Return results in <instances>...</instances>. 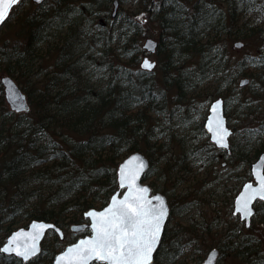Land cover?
Masks as SVG:
<instances>
[{
    "label": "trees",
    "instance_id": "trees-1",
    "mask_svg": "<svg viewBox=\"0 0 264 264\" xmlns=\"http://www.w3.org/2000/svg\"><path fill=\"white\" fill-rule=\"evenodd\" d=\"M114 1L22 0L0 29V74L18 84L24 77L30 104L26 113L11 111L0 84V245L32 220L51 222L65 235L61 242L49 232L28 263L0 254V264H51L77 237L70 225L108 202L117 165L130 153L147 157L143 181L152 178V190L166 196L169 224L180 206L166 191L193 162L212 166L226 156L234 170L245 171L237 177L243 183L264 152V45L236 61L228 52L229 43L264 33V0H116L112 19ZM151 26L157 66L148 73L138 62ZM241 78L249 80L242 88ZM217 97L225 112L237 106L230 155L206 140L174 152L184 141L176 140V128L198 117L196 105ZM197 129L206 137L202 123ZM168 224L153 264H199L213 248L217 264H264V201L249 228L230 215L172 230Z\"/></svg>",
    "mask_w": 264,
    "mask_h": 264
},
{
    "label": "water",
    "instance_id": "water-1",
    "mask_svg": "<svg viewBox=\"0 0 264 264\" xmlns=\"http://www.w3.org/2000/svg\"><path fill=\"white\" fill-rule=\"evenodd\" d=\"M22 0H17L15 4H8L7 0L4 3L0 4V8L5 10V17L2 21H0V28L4 25V23L8 20L12 9L17 6ZM34 5H40L46 0H31ZM118 6V2L115 0L113 2V11L111 13V17H115L116 9ZM242 42H235L234 46L236 48L241 47ZM157 43L151 38H146L142 44V49L145 50L146 53L154 54L156 51ZM148 61L150 65H152L151 69L145 68L144 62ZM155 65V62L150 61L146 56L142 58L140 63V68L143 70L151 71ZM248 82L247 79H243L240 81L239 85L244 86ZM0 84L3 91V97L5 103L9 106L11 111L15 112H28L29 104L26 100L25 93L20 89V87L16 84V82L8 75H2L0 77ZM219 105V107H216ZM215 109V111L213 110ZM220 124L223 127V130L227 133L224 138V143L227 147H222L219 143H217V138L214 135V131L217 128V125ZM204 131L209 135V141L212 143L215 148L224 150L227 155L230 154L229 148V137L231 135V130L227 126L226 117L224 115L223 101L221 98H216L208 106L207 115L203 122ZM121 169H125L126 171L134 172L137 176L133 188L128 187V183L126 182L123 186L121 185ZM149 169V161L148 159L140 152H133L123 158L117 165L116 168V182L117 188L116 191L109 197L108 202L99 209H88L84 211L82 217L86 221L85 223L71 225L70 231L73 233H81L87 230V234L79 236L75 241L67 244L62 250L55 254L51 264H70L71 256L69 254V249H75L77 246L81 244L82 241L92 240L95 238V231L93 229V224L96 222L94 218L89 215V213H95L97 217L101 213L106 212L109 208L112 207L113 198L117 201H124L126 197L131 194H137V190L143 189L146 190L143 192V196L149 202L150 207L159 208L161 202H163V207L165 210V217L162 222V227L160 231L159 240L155 245V249L152 252L150 264L154 261V256L159 249L163 232L169 217V207L167 204V200L165 195L159 192H152V189L148 184L142 182V179L145 173ZM249 173L251 179L243 183L240 187V190L236 194L232 202V216H238L239 221L243 222L245 228H248L251 223V219L254 215V204L257 202H263L264 200L260 199V196H255L254 199L249 200L248 207L251 209L253 215L250 217L243 216V205L244 201L249 197L253 196V193L261 190V180L264 179V152L259 154V156L250 164ZM250 186V187H249ZM237 209H241L238 211ZM52 231L60 241L64 239V234L62 230L57 227L55 224L43 220H32L27 223L24 227H19L9 233L3 243L0 245V253L4 256H11L16 259H19L22 263H28L35 257H37L41 251V243L45 238L47 232ZM34 244L35 246V254H29L27 258L16 254L15 249L19 247L20 251L23 252L25 246L31 247ZM10 248L13 249L9 252H4L2 249ZM65 257L64 260H60V257ZM218 258V250L211 249L205 256V258L200 262V264H216ZM92 263H100L107 264L104 261H98L96 259H90L87 264Z\"/></svg>",
    "mask_w": 264,
    "mask_h": 264
},
{
    "label": "snow or ice",
    "instance_id": "snow-or-ice-1",
    "mask_svg": "<svg viewBox=\"0 0 264 264\" xmlns=\"http://www.w3.org/2000/svg\"><path fill=\"white\" fill-rule=\"evenodd\" d=\"M5 0H0V4ZM17 0H7L8 4H15ZM39 2V0H37ZM5 17V10L0 8V21ZM145 68L151 69L148 61L144 62ZM216 107H219L217 105ZM215 111V109H213ZM217 143L227 147L224 138L227 133L222 125L218 124L214 131ZM137 176L134 172L121 169V185L126 182L129 188H133ZM250 187V186H249ZM146 190H137V194L130 193L124 201L113 198L112 207L99 217L95 213H89L96 221L93 229L96 233L92 240L82 241L75 249H69L71 256L70 264H87L90 259L107 262V264H150L152 252L159 240L162 222L165 217L163 202L159 208L150 207L149 202L143 196ZM259 195L264 200V179L261 180V190L253 193L244 201L243 216L253 215L248 207L249 200ZM241 211V209H237ZM13 249L4 248L2 251L9 252ZM18 256L25 258L29 254H35L34 244L25 246L21 252L19 247L15 249ZM64 260L65 257H60Z\"/></svg>",
    "mask_w": 264,
    "mask_h": 264
},
{
    "label": "rangeland",
    "instance_id": "rangeland-1",
    "mask_svg": "<svg viewBox=\"0 0 264 264\" xmlns=\"http://www.w3.org/2000/svg\"><path fill=\"white\" fill-rule=\"evenodd\" d=\"M31 3V0H28ZM135 6L123 7V9H133ZM117 11L118 6H117ZM110 10V13H112ZM116 11V12H117ZM150 29V34L146 38H151L157 42V32L156 29ZM264 29V28H263ZM10 36V35H9ZM7 36H4L6 38ZM8 38V37H7ZM144 38L141 42L146 39ZM235 42H242L241 40H236L229 43L228 52L230 58L233 61L241 59L245 55H254L259 52L264 45V33L259 36H252L245 40L244 44L242 42L241 47L236 48L234 46ZM263 44V45H262ZM142 58V57H141ZM150 60L157 61L156 57L151 55L149 56ZM187 64H189L187 62ZM2 74H0L1 76ZM215 77V76H214ZM39 79V78H37ZM22 81L21 84L16 83L20 89L22 90V86L27 84V81L24 77L20 79ZM39 81V80H37ZM28 85V84H27ZM242 88V87H241ZM238 89L236 90V92ZM240 94V93H239ZM242 97V96H241ZM197 102H195L196 105ZM29 104V103H28ZM202 107H200V106ZM8 106V105H7ZM234 106L235 103H231L226 110V117L228 120L229 126L232 123V120L236 117ZM9 107V106H8ZM30 107V104H29ZM262 115L264 111V105L262 106ZM194 109V108H193ZM191 109V110H193ZM237 110V108H236ZM191 111H189L190 113ZM207 113V104L200 103L196 105V112L193 115H198L194 120H192L189 125L184 126L182 130L177 129L176 132V140L183 139L184 141L181 143H177L176 146L173 147L174 152L179 153L180 147H187V149L194 145H202L205 140L208 141L206 137H203L199 134V129H197L198 125L203 122V118ZM200 115V117H199ZM236 119V118H235ZM202 120V121H201ZM234 122V121H233ZM194 129V132H193ZM197 129V130H196ZM232 136L230 137V143L232 142ZM185 149L184 151H187ZM191 167L190 173L178 175L179 181L176 183V186L173 188H169L166 192L168 194L177 195L176 200V210L177 207L180 206L179 210L176 211V215L172 217L168 224V229H176V225L180 224L185 225L186 221H194L198 225L201 223H220L229 218V214H227V207L232 202V195L235 193V189L239 190L240 181L239 178L243 175V169L236 168L234 170V165L231 164V161L228 160V157L224 156L218 160L217 163H214L212 166H204V165H195ZM245 172V171H244ZM176 175H174L175 177ZM152 178H148L145 183H149ZM173 191L171 192V190ZM179 202V203H178ZM183 203V205L181 204ZM170 212V211H169ZM180 216V217H179ZM170 217V215H169ZM233 217V216H232ZM237 218L238 217H234ZM169 221V218H168ZM185 222V223H183ZM241 223V222H240ZM66 236L69 237V233H66ZM52 239V237H47ZM67 243H69L67 241ZM66 243L63 244V246ZM227 260L225 259V262ZM193 264V263H192Z\"/></svg>",
    "mask_w": 264,
    "mask_h": 264
},
{
    "label": "bare ground",
    "instance_id": "bare-ground-1",
    "mask_svg": "<svg viewBox=\"0 0 264 264\" xmlns=\"http://www.w3.org/2000/svg\"><path fill=\"white\" fill-rule=\"evenodd\" d=\"M99 22H100V24H101V20H99ZM147 55L146 54H144L143 56H142V58H144V57H146ZM148 57V56H147ZM142 58H140V60H139V62H138V67H139V69L140 70H142V71H145V72H148V73H151V72H153V71H155L156 70V66H157V61H153V62H155V65H154V67H153V69L151 70V71H147V70H143V69H141L140 68V63H141V60H142ZM149 58V57H148ZM149 60H150V58H149ZM150 61H152V60H150ZM144 155V154H143ZM145 156V155H144ZM146 157V156H145ZM147 158V157H146Z\"/></svg>",
    "mask_w": 264,
    "mask_h": 264
}]
</instances>
